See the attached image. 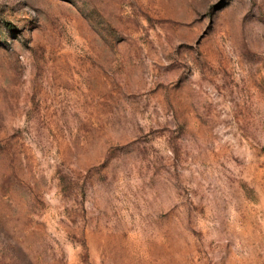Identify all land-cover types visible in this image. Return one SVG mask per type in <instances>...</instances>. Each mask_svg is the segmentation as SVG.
I'll use <instances>...</instances> for the list:
<instances>
[{"label": "rangeland", "instance_id": "1", "mask_svg": "<svg viewBox=\"0 0 264 264\" xmlns=\"http://www.w3.org/2000/svg\"><path fill=\"white\" fill-rule=\"evenodd\" d=\"M0 264H264V0H0Z\"/></svg>", "mask_w": 264, "mask_h": 264}]
</instances>
